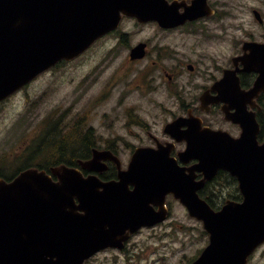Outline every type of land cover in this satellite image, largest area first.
<instances>
[{
  "label": "water",
  "instance_id": "1",
  "mask_svg": "<svg viewBox=\"0 0 264 264\" xmlns=\"http://www.w3.org/2000/svg\"><path fill=\"white\" fill-rule=\"evenodd\" d=\"M148 1L0 0V102L60 61L78 57L116 29L123 15L161 23L163 17H174L163 16L161 0H152L153 7ZM228 112L226 117L234 120ZM238 122L241 137H256L255 112ZM230 138L208 127L195 130L180 154L184 162L183 155L199 159L190 168L170 156L174 145L137 148L126 169L117 156L95 148L93 159L80 160V166L103 171L104 159L111 158L118 165V180L85 176L81 168L66 164L49 171L27 168L9 181L0 178V264H84L100 250L123 248L141 228L166 220L169 194L202 220L210 234L192 264H247L264 241V145H229ZM231 147L245 149L230 155ZM241 158L245 169L233 174L244 200H228L216 211L198 190L220 168L226 170ZM195 171L204 178L196 180Z\"/></svg>",
  "mask_w": 264,
  "mask_h": 264
},
{
  "label": "flooded vegetation",
  "instance_id": "2",
  "mask_svg": "<svg viewBox=\"0 0 264 264\" xmlns=\"http://www.w3.org/2000/svg\"><path fill=\"white\" fill-rule=\"evenodd\" d=\"M151 1L148 3L153 7ZM158 6L163 16L174 15L171 19L163 17L162 22L166 24L153 18L141 20L137 16L123 15L119 26L104 34L97 42L104 47L100 60L118 57L121 61L119 64L124 62L121 64V82L126 84L130 81L128 78L134 76L133 87L139 96L138 100L143 101L144 97L146 99L153 92L162 90L166 97L178 101L177 115L167 120L158 132L152 131L141 115H133L132 121L131 115H126L127 129L132 136L143 139L142 131L130 128L139 127L145 131L148 140L138 146L126 144L133 147L131 159L140 147L158 149L159 146L174 145L169 146L173 148L170 156L182 167H193L199 159L183 155L187 160L184 162L180 154L187 149V137L195 134V130L205 131L207 127L227 132L231 136L229 145H264V0H161ZM121 47L125 48V57L120 55ZM137 47L140 49L134 51ZM126 87L129 89V86ZM185 98L190 100L186 101ZM148 101L154 104V109L164 111L167 108L164 101ZM226 112L234 114L235 119L227 118ZM252 112H255L259 129L256 137L243 138V127L238 120ZM217 115L222 118L217 119ZM173 122H176L175 126H171ZM78 123L83 127V124ZM114 136L116 133L108 136L106 141L102 138L100 144L96 139V145L92 141L95 147L86 160L93 159L96 148L110 152L121 161L120 143ZM86 139L90 140V137ZM244 149L231 147L228 152L232 155L242 153ZM104 162L107 165L105 170L82 168L83 174H96L102 181L118 180L116 162L111 158L104 159ZM228 166L226 170L220 168L213 180L200 192L226 176L227 183L222 187L228 193L225 202L243 201L241 182L233 172H242L245 162L241 158ZM195 174L197 180L204 177L203 172L195 171ZM234 192L238 195H233ZM171 196L169 194L167 198ZM212 204L215 207L217 205L215 202ZM130 239L124 243L123 248L108 247L87 261L107 249L119 252L127 250ZM263 247L264 242L249 258L248 264H252L253 258Z\"/></svg>",
  "mask_w": 264,
  "mask_h": 264
},
{
  "label": "rangeland",
  "instance_id": "3",
  "mask_svg": "<svg viewBox=\"0 0 264 264\" xmlns=\"http://www.w3.org/2000/svg\"><path fill=\"white\" fill-rule=\"evenodd\" d=\"M103 52L102 43H97L82 57L42 73L26 88L0 103V156L47 143V124L60 120V125L65 124L66 132L77 130L80 127L78 122L83 124L77 135L80 138L91 127L90 140L95 145L96 139L100 144L102 138L106 141L108 136L116 133L114 137L120 143L122 165L127 167L133 150L129 145L138 146L148 140L145 131L139 127L130 128L142 131L143 139L132 136L127 129L126 115H131L130 121L133 115H141L152 131L161 130L167 120L177 115L178 101L166 97L162 90L153 92L146 99L144 97L143 101L138 100L133 87L134 76L128 78L132 82L120 81L124 62L119 64L118 57H115L117 60H100ZM120 55L126 56L124 47L120 48ZM148 99L164 101L166 110L154 109ZM218 118L221 119V115H217ZM43 150L44 155L37 159L46 162L56 158L57 155L49 154L47 148ZM226 183V176L221 177L201 191V195L220 205L228 195L222 188ZM167 203L170 216L166 221L135 233L127 250L107 249L85 264H189L207 245L208 233L202 222L190 216L174 197L167 198ZM252 264H264V247L255 255Z\"/></svg>",
  "mask_w": 264,
  "mask_h": 264
},
{
  "label": "trees",
  "instance_id": "4",
  "mask_svg": "<svg viewBox=\"0 0 264 264\" xmlns=\"http://www.w3.org/2000/svg\"><path fill=\"white\" fill-rule=\"evenodd\" d=\"M61 122L58 120L47 124L45 137L47 143L41 144L39 147L27 146L26 149L20 150V153L10 152L0 156V177L11 180L27 168L37 167L49 170L51 167L61 164L73 166L78 165V160L90 157V152L95 145L86 138L90 137L92 128L90 127L85 136L80 138L77 135L81 132V126L77 127V130L74 128L71 132H66L65 124L60 125ZM49 139L51 141H48ZM45 148L49 154L57 155L56 158L46 160V162L37 159L38 156L44 155L43 149ZM11 154L13 157L10 156ZM196 257L197 255L190 262Z\"/></svg>",
  "mask_w": 264,
  "mask_h": 264
}]
</instances>
